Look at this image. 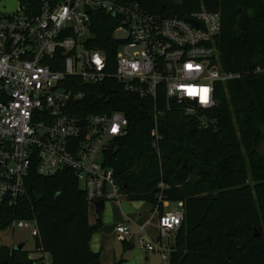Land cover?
Returning a JSON list of instances; mask_svg holds the SVG:
<instances>
[{"label": "trees", "instance_id": "trees-1", "mask_svg": "<svg viewBox=\"0 0 264 264\" xmlns=\"http://www.w3.org/2000/svg\"><path fill=\"white\" fill-rule=\"evenodd\" d=\"M41 1L17 3L35 13ZM138 6L167 16L201 9L220 15L219 66L241 76L216 85L217 105L207 113L215 128H195V121L170 103V111L157 119L160 139L155 149L152 101L125 92L114 80L94 87L79 115L119 111L126 117L127 135L109 148L105 160L128 201L146 202L163 215V204L155 200L163 182L168 185L163 202L182 204L183 220L165 264H264L259 218L264 217V73L253 72L264 66V0H140ZM118 21L101 10L94 12L87 42L107 56L112 69L118 47L112 33ZM26 190L28 201L0 211V230L9 229L13 219L34 221L35 250L48 254L50 264H102L90 249L102 223L89 224L88 202L73 174L41 178L32 173ZM123 245L131 248L128 241ZM0 264H43V259L3 245Z\"/></svg>", "mask_w": 264, "mask_h": 264}, {"label": "built area", "instance_id": "built-area-1", "mask_svg": "<svg viewBox=\"0 0 264 264\" xmlns=\"http://www.w3.org/2000/svg\"><path fill=\"white\" fill-rule=\"evenodd\" d=\"M98 10L119 19L112 33L118 43L113 69L105 54L87 46L91 15ZM220 30L218 13L201 9L167 16L117 0H42L35 13L18 6L0 16V211L28 201L26 180L32 173L41 178L73 174L93 207L119 201L122 189L105 153L127 135V119L119 111L79 115L84 99L107 80L152 101L155 149L157 119L170 111V103L191 117L195 128L214 129L207 113L217 105L216 85L241 76L219 66ZM253 72L264 73V66ZM167 189L158 184V204L168 203L163 202ZM182 220L183 212H166L158 217L156 242L146 234L148 222L138 227L136 240L167 263L169 236ZM21 228H30L33 239L38 236L34 221H11L12 232ZM115 232L124 241L132 237L128 222ZM36 252L50 264L48 254Z\"/></svg>", "mask_w": 264, "mask_h": 264}, {"label": "rangeland", "instance_id": "rangeland-1", "mask_svg": "<svg viewBox=\"0 0 264 264\" xmlns=\"http://www.w3.org/2000/svg\"><path fill=\"white\" fill-rule=\"evenodd\" d=\"M243 0H239L241 2ZM18 9L17 0H0V16L10 15ZM218 35L217 39L219 38ZM261 155L264 156V147L261 148ZM250 187L253 186V183L249 181ZM142 202H130L124 196H122L118 202H106L104 211L98 215L95 213L94 207L88 205L87 208V217L90 225H95L99 220L102 223L101 231L102 236L105 238V247H110V251L113 252V249L117 250L120 248L119 241H124L123 238L119 237L115 232V228L118 225H122L125 222H130L131 231L136 234L137 227H140L145 223L146 212L141 210ZM165 211L168 212H182V207L178 203L169 202ZM259 213V210H258ZM259 218L262 224L264 231V217L262 214H259ZM157 221V218H156ZM146 230L150 232V228L147 227ZM154 230V229H153ZM158 232V231H157ZM139 233H137V237ZM175 233L170 234L169 240L173 244ZM0 242L6 247H16L22 244L23 252H27L29 258L37 259L39 254L35 250L34 239L30 236V228H21L15 229L13 232L10 229L0 230ZM118 251V250H117ZM143 254L142 262L140 264H165L166 262L162 259V254L160 252H144L141 251L138 241L131 248L130 252H127L126 257L129 260V257L136 255L137 252ZM134 252V253H133ZM111 254V253H110ZM128 257V258H127ZM31 258V259H32ZM134 259V258H133ZM133 259L131 261H133ZM48 261L50 262V257L48 256ZM117 262V261H116ZM134 262V261H133ZM132 263V262H131ZM136 264V261L134 262ZM133 263V264H134Z\"/></svg>", "mask_w": 264, "mask_h": 264}, {"label": "crops", "instance_id": "crops-1", "mask_svg": "<svg viewBox=\"0 0 264 264\" xmlns=\"http://www.w3.org/2000/svg\"><path fill=\"white\" fill-rule=\"evenodd\" d=\"M168 205H169V203H165L163 205L164 213L168 212V211H165V208H167ZM143 211L146 212V220H145V223L142 224L141 226L145 225L147 222L149 223V225H147L145 227L146 234H147V236L149 237V239L152 242H156L158 240V232H157L158 230H157L156 218L158 220L159 215H158V213H157V211L155 209H153V211H148V210H143ZM128 223H129V226H130V222L129 221H128ZM137 226H136V228H137V233H138V227ZM147 227H149L151 229L150 232L148 230H146ZM130 228H131V226H130ZM101 229H102V226L97 232H95L92 235L91 241H90V249H91V251L93 253H98L100 255V261H101L102 264H114L116 261H119V260L122 261V264H133L135 261H136V264H140L142 262V258H144V257H143V254L141 252H139V251L136 253L135 257L132 256V258H131V256H130L129 260H127L126 257L124 258V256L127 255V252H130L131 248L136 244L137 233L134 234L131 231L132 236L135 238V243H134L133 246H131L130 249H125L124 245H123V241H119L120 248L119 249L117 248L118 251L113 249V252H111L110 251V247H105L106 240L102 236L103 232L101 231ZM140 249H141V251H144L141 248V246H140ZM144 252H146V251H144ZM32 259H34V258H32ZM132 259H133L134 262L131 261Z\"/></svg>", "mask_w": 264, "mask_h": 264}, {"label": "water", "instance_id": "water-1", "mask_svg": "<svg viewBox=\"0 0 264 264\" xmlns=\"http://www.w3.org/2000/svg\"><path fill=\"white\" fill-rule=\"evenodd\" d=\"M139 1L140 0H134V2H136V3H138ZM86 12H88V10H86ZM104 209H105V205H104L103 202H97V203L94 204V210H95L96 214L100 215L104 211ZM141 210L153 211V207L150 204H148L146 202H143ZM253 236L254 237L257 236V231L256 230H254ZM128 242H129V244L131 246H133L134 243H135V238L132 236ZM22 248H23V246H22V244H20V245L15 247V250L21 251Z\"/></svg>", "mask_w": 264, "mask_h": 264}, {"label": "snow or ice", "instance_id": "snow-or-ice-1", "mask_svg": "<svg viewBox=\"0 0 264 264\" xmlns=\"http://www.w3.org/2000/svg\"><path fill=\"white\" fill-rule=\"evenodd\" d=\"M205 91H207V90H205Z\"/></svg>", "mask_w": 264, "mask_h": 264}]
</instances>
